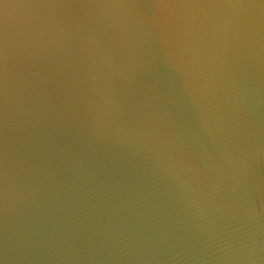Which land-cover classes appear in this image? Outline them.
<instances>
[{"label":"water","instance_id":"water-1","mask_svg":"<svg viewBox=\"0 0 264 264\" xmlns=\"http://www.w3.org/2000/svg\"><path fill=\"white\" fill-rule=\"evenodd\" d=\"M0 264H264V0H0Z\"/></svg>","mask_w":264,"mask_h":264},{"label":"clouds","instance_id":"clouds-1","mask_svg":"<svg viewBox=\"0 0 264 264\" xmlns=\"http://www.w3.org/2000/svg\"><path fill=\"white\" fill-rule=\"evenodd\" d=\"M109 7H113V5H106V4H100V5H97V4H82L81 9L83 10H86L88 12H92V11H99V10H103V9H106V8H109ZM6 203H7V192H6Z\"/></svg>","mask_w":264,"mask_h":264}]
</instances>
